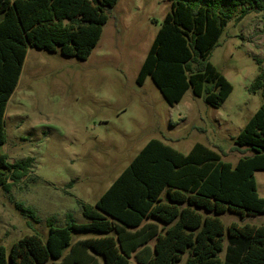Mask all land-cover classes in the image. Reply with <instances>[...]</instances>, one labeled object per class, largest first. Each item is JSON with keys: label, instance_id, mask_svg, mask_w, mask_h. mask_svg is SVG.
<instances>
[{"label": "trees", "instance_id": "obj_1", "mask_svg": "<svg viewBox=\"0 0 264 264\" xmlns=\"http://www.w3.org/2000/svg\"><path fill=\"white\" fill-rule=\"evenodd\" d=\"M117 2L0 0V144L6 141L7 104L28 48L87 59ZM251 9L264 10V0H173L138 83L151 76L170 105L191 89L221 107L233 85L210 55L233 14L242 19ZM260 89L264 71L251 87ZM235 144L251 153L233 164L200 142L185 154L160 139L149 140L95 206L82 205L89 222L78 223L69 215L67 225L56 226L50 218L47 240L33 233L10 249L0 245V264H44L62 257L55 264H182L185 254L183 264H264V224L226 225L220 217L228 211L241 217L264 213L255 177L264 170V101ZM33 162V157L10 162L0 152V189L11 193ZM73 231L107 235L80 239L65 256Z\"/></svg>", "mask_w": 264, "mask_h": 264}, {"label": "rangeland", "instance_id": "obj_2", "mask_svg": "<svg viewBox=\"0 0 264 264\" xmlns=\"http://www.w3.org/2000/svg\"><path fill=\"white\" fill-rule=\"evenodd\" d=\"M172 2L118 0L87 59L28 48L7 104L0 152L10 162L28 157L34 162L11 193L0 189V245L10 249L33 233L47 240L50 218L56 226L67 225L69 215L89 222L82 205L95 206L153 138L185 154L200 142L233 164L251 153L237 149L235 138L264 101V89L251 90L264 71V10L251 9L242 19L235 12L210 55L233 85L224 104L213 107L189 89L181 102L170 105L151 76L144 84L137 78ZM255 177L264 197V170ZM220 217L226 225L264 224V213L241 217L228 211ZM105 235L73 231L64 255L80 239Z\"/></svg>", "mask_w": 264, "mask_h": 264}]
</instances>
